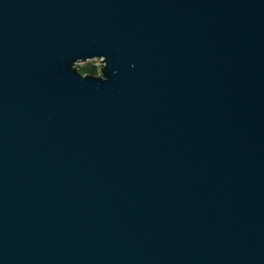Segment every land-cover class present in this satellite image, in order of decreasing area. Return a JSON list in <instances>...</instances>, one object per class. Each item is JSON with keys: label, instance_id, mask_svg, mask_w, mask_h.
<instances>
[{"label": "water", "instance_id": "1", "mask_svg": "<svg viewBox=\"0 0 264 264\" xmlns=\"http://www.w3.org/2000/svg\"><path fill=\"white\" fill-rule=\"evenodd\" d=\"M0 264H264V0H0Z\"/></svg>", "mask_w": 264, "mask_h": 264}, {"label": "clouds", "instance_id": "2", "mask_svg": "<svg viewBox=\"0 0 264 264\" xmlns=\"http://www.w3.org/2000/svg\"><path fill=\"white\" fill-rule=\"evenodd\" d=\"M88 64H99V61L97 60H91V61H88ZM77 68L80 69V74L82 76L86 75L87 74V71H86V66L84 64H77L76 65Z\"/></svg>", "mask_w": 264, "mask_h": 264}, {"label": "trees", "instance_id": "3", "mask_svg": "<svg viewBox=\"0 0 264 264\" xmlns=\"http://www.w3.org/2000/svg\"><path fill=\"white\" fill-rule=\"evenodd\" d=\"M84 65L86 66L87 73H97L98 72L97 67L94 64H90V65L89 64H84Z\"/></svg>", "mask_w": 264, "mask_h": 264}, {"label": "rangeland", "instance_id": "4", "mask_svg": "<svg viewBox=\"0 0 264 264\" xmlns=\"http://www.w3.org/2000/svg\"><path fill=\"white\" fill-rule=\"evenodd\" d=\"M92 60L99 61V64H94V65L97 67L98 73H100L101 67L103 65L102 59L101 58H96V59H92ZM89 61H91V60H89ZM78 64H88V61H86V62H80Z\"/></svg>", "mask_w": 264, "mask_h": 264}]
</instances>
